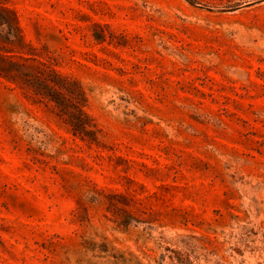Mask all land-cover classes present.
Masks as SVG:
<instances>
[{"label": "rangeland", "instance_id": "obj_1", "mask_svg": "<svg viewBox=\"0 0 264 264\" xmlns=\"http://www.w3.org/2000/svg\"><path fill=\"white\" fill-rule=\"evenodd\" d=\"M0 7L85 113L0 77V264H264V0Z\"/></svg>", "mask_w": 264, "mask_h": 264}, {"label": "trees", "instance_id": "obj_2", "mask_svg": "<svg viewBox=\"0 0 264 264\" xmlns=\"http://www.w3.org/2000/svg\"><path fill=\"white\" fill-rule=\"evenodd\" d=\"M231 1L227 0V2ZM9 16H13V19H8ZM0 20V25L7 26L5 35L0 36V47L4 48V46L15 44L18 38L16 33L12 34L13 23L16 25L14 15L10 10L0 7ZM15 30L17 33H21L17 26ZM19 39L22 37L19 36ZM4 50V53H0V77L17 84L27 92H32L35 97L54 103L58 116L66 117L67 123L74 124L73 126L82 123V117H85L82 110V94H76L69 90H66V95L62 94L66 79L60 78L51 64L22 56L8 55L10 51Z\"/></svg>", "mask_w": 264, "mask_h": 264}]
</instances>
